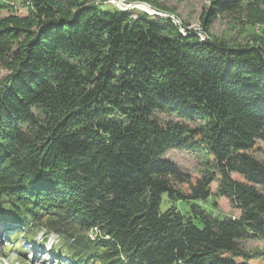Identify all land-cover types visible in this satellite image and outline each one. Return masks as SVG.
Wrapping results in <instances>:
<instances>
[{
  "label": "trees",
  "instance_id": "16d2710c",
  "mask_svg": "<svg viewBox=\"0 0 264 264\" xmlns=\"http://www.w3.org/2000/svg\"><path fill=\"white\" fill-rule=\"evenodd\" d=\"M243 5L252 17L264 0H213L203 24ZM0 65V218L25 239L54 235L65 264H253L242 241L264 240L263 38L230 44L85 0H5ZM170 150L201 152L200 174ZM214 181L238 216L202 206ZM164 194L186 209L161 210Z\"/></svg>",
  "mask_w": 264,
  "mask_h": 264
},
{
  "label": "rangeland",
  "instance_id": "374dc122",
  "mask_svg": "<svg viewBox=\"0 0 264 264\" xmlns=\"http://www.w3.org/2000/svg\"><path fill=\"white\" fill-rule=\"evenodd\" d=\"M5 0H0V3ZM213 0H85L86 3L100 5L107 9L136 8L137 10L145 11L148 14L157 13L165 15L179 23L186 24L193 30H199L203 33L204 38L209 35L211 38L224 40L230 44H253L257 39H264V22L255 18L261 16L264 11V6L253 7V16L248 15L245 5L236 12H226L217 14L209 22L203 24V16L210 10ZM122 2L124 5H119ZM148 5L149 10L142 5ZM127 5H132L126 7ZM13 9L18 15L25 14V9L18 2H13ZM152 9L153 12L150 10ZM7 74V71L0 65V80ZM259 151L256 156L259 159H264V141H257ZM163 158L174 163L180 170L188 172L193 176H198L204 165L206 157L199 151L190 150H170L166 152ZM217 182L210 184V198L202 203V206L212 215L236 217L239 211L231 207L228 201L222 197L215 195ZM214 205H213V204ZM174 204L180 210L186 209V204L182 201L174 202L163 195L160 209L164 210L169 205ZM21 227V226H19ZM1 229V228H0ZM21 230V228H19ZM9 232V231H7ZM6 232V233H7ZM19 234H21V231ZM32 237V248L26 254V242L23 235H19L18 239L13 236L11 249L5 245L4 235L0 232V264H65L63 258H58L48 250V245L55 242V236L52 234L44 238L42 231H37ZM92 234V233H90ZM91 237L93 236L90 235ZM43 243V244H42ZM42 244V245H41ZM242 247L245 251L254 255L251 258L253 264H264V240L246 239L242 241ZM24 250V251H22ZM23 252V253H22Z\"/></svg>",
  "mask_w": 264,
  "mask_h": 264
},
{
  "label": "water",
  "instance_id": "95a60500",
  "mask_svg": "<svg viewBox=\"0 0 264 264\" xmlns=\"http://www.w3.org/2000/svg\"><path fill=\"white\" fill-rule=\"evenodd\" d=\"M119 3V2H118ZM119 5H122V4H120L119 3ZM130 6H132V5H127L126 7H130ZM147 8H149V6L148 5H145ZM152 12H153V10L152 9H150ZM154 13V12H153ZM154 14H156V13H154Z\"/></svg>",
  "mask_w": 264,
  "mask_h": 264
},
{
  "label": "built area",
  "instance_id": "2783aa9c",
  "mask_svg": "<svg viewBox=\"0 0 264 264\" xmlns=\"http://www.w3.org/2000/svg\"><path fill=\"white\" fill-rule=\"evenodd\" d=\"M120 4H123L122 2H119ZM195 31H197V30H195Z\"/></svg>",
  "mask_w": 264,
  "mask_h": 264
}]
</instances>
